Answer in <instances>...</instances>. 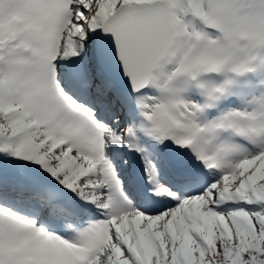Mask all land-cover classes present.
I'll return each instance as SVG.
<instances>
[{
	"label": "snow or ice",
	"instance_id": "1",
	"mask_svg": "<svg viewBox=\"0 0 264 264\" xmlns=\"http://www.w3.org/2000/svg\"><path fill=\"white\" fill-rule=\"evenodd\" d=\"M0 264H264V0H0Z\"/></svg>",
	"mask_w": 264,
	"mask_h": 264
}]
</instances>
